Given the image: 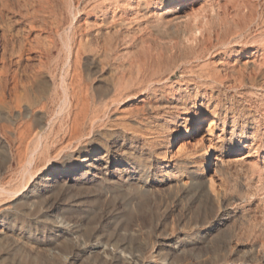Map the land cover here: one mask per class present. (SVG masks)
Wrapping results in <instances>:
<instances>
[{"label":"rangeland","instance_id":"obj_1","mask_svg":"<svg viewBox=\"0 0 264 264\" xmlns=\"http://www.w3.org/2000/svg\"><path fill=\"white\" fill-rule=\"evenodd\" d=\"M112 1H57L62 27L70 23L80 26L84 45L77 67L85 83L97 92V101L103 99L112 71L109 67L99 70L95 48L114 29L98 26L99 13L91 6ZM32 3L34 0H0V57L4 53L9 68L5 84L0 85V186L14 188L24 167L32 172L42 168L21 194L0 201V264H264V179L254 164L257 160L261 165L264 152L262 76L256 75V85L245 86L241 96L237 89H214L223 102L233 100L242 115L234 129L227 124L223 134L216 131L221 139L215 138L213 143L219 148H211L208 156L205 150L210 143L196 132L198 128L191 130L193 121L184 123L178 118L168 122L162 115L146 120L143 114L148 116L149 109L139 117L131 116V110L141 104L138 97L112 107L108 123L95 128L91 137L70 139L65 127L49 125L61 98L57 82L65 56L62 27H56L58 18L51 13L43 14L45 20L39 16L30 27L24 14ZM71 6H78L79 12L72 15ZM160 7L158 2L148 11ZM203 15L210 25L220 28L222 9L217 17L208 11ZM144 21L119 30L117 35L126 36L129 48H159L164 40L176 39L173 32L161 34ZM261 25L257 19L239 42L228 45L244 50L241 56L232 54L231 61L248 59L245 55L253 49L249 44L258 41L264 30ZM18 47H23L21 55ZM218 47L210 50L213 63L222 56ZM197 49L169 53L171 58L155 67L156 74L172 73L182 61H189L187 68L201 65L203 61L195 57L208 49ZM179 69L170 75V82L177 80ZM232 92L236 94L230 96ZM111 98L110 94L106 99ZM211 110L210 106L201 115L202 128L207 126ZM121 120L126 127L116 124ZM178 130L183 132L177 134ZM253 131L255 152L237 160L246 152ZM41 134L48 136L47 146L35 152L34 141ZM93 142L100 152L110 149L126 162L108 168L103 161L79 164L78 149ZM120 149L132 158L120 154ZM30 153L35 155L29 165ZM71 168L74 172L66 175Z\"/></svg>","mask_w":264,"mask_h":264},{"label":"bare ground","instance_id":"obj_2","mask_svg":"<svg viewBox=\"0 0 264 264\" xmlns=\"http://www.w3.org/2000/svg\"><path fill=\"white\" fill-rule=\"evenodd\" d=\"M57 1L34 0L30 8H25L24 15L30 27L35 24L34 20L39 16H41V20H45L44 13L54 14L58 18L56 27H62L61 10ZM169 1L115 0L106 4L100 2L91 6L100 16L96 24L100 27L106 25L114 29L113 33H107L106 37L102 41H99L95 48L96 64L99 70L102 71L105 67H109L112 71L109 78L106 79L107 88L103 90V99L99 101L95 98L97 92L91 90L90 86L85 83L81 73L78 71L77 56L84 45L79 32L80 26L70 23L67 28L62 27V34L64 36V38L62 37V45L65 49V56L61 63L59 81L57 82L61 98L57 112L49 125L57 123L59 127H65L67 132H69L70 139H79L83 136L89 138L92 136L95 128L108 123V111L112 107L120 104L122 101L130 100L131 97H138L141 104L131 110V116L139 117L140 113L143 114L144 109H149L150 114L148 116L143 114L146 120H150V118L156 119L162 115L164 120L168 122H174L178 118H181L184 123L188 120L193 121L195 126L193 125L191 130L198 128L196 132L202 133V137H206V141L210 143L206 147L205 155L208 156L212 152L211 148H219L215 146V142L213 143L214 139H221L220 133H224L227 124H231L234 129L238 117L242 114L237 110L233 100L229 99L223 102L219 98V93L214 94V89L218 91L221 89L235 91L237 89L238 96H241L243 93L242 89L245 86L253 87L256 85V75L262 76L263 80L260 86L264 89V56L260 59L257 58L258 54L264 55V30L260 32L258 41L249 44L253 46L254 50L252 49L251 54L245 55L248 59L244 62H241L238 57L231 61L229 58H231L230 56L232 54L235 53L238 56L240 54L241 56L244 50L234 47L229 48L228 46L230 44L235 45L236 42H239L244 32L248 31L257 19H260V23L264 25V0H176L172 4H168ZM158 2H160V9L158 8V11L153 10L149 13L148 9L157 5ZM186 2L188 5H184ZM219 9H222L223 17L220 28L216 29L214 25H210L208 18L203 14L208 11L210 16L217 17ZM79 10L78 6L70 7V13L72 15H75ZM196 10H202L201 14H195ZM126 11L131 12V14L126 16ZM191 18L193 20L192 22L190 21ZM141 19L145 20V26L155 27L161 34L167 33L168 31L173 32L177 36L176 39L164 40L161 45H158L159 48H129L126 36L121 35L119 37L117 34L122 27ZM181 26L184 28H181ZM215 40L216 42H214ZM205 42L207 44H204ZM216 46H219L217 50L222 53V56L218 58L216 63H213V61L209 60L211 56L210 50ZM197 48H200L202 51L204 48L208 49L206 53L195 57V60L201 59L203 61L202 64L189 65V68H187L185 64H189V61L180 62L172 71L174 73L178 68L181 70L175 82H170L169 80L172 73L165 76L156 74L157 69L155 67H159L164 59L171 58V54L169 55V53L179 50L192 53ZM22 50L23 47H20V55ZM258 50H260L259 53H255ZM0 58L1 85L4 83V77H6L5 75H7L9 68L5 64L6 62L4 63V53L1 54ZM248 63L253 64V67H248ZM203 64L205 66H202ZM51 77L52 84H54L53 74ZM44 91L46 90L44 89ZM110 94L112 98L107 100L106 98ZM235 94V92H232L229 95L232 96ZM210 106L213 107L211 117L208 120L207 126L202 128L203 119L201 115ZM222 111V116L219 117L218 114ZM116 124L121 127H126L123 120ZM218 130H220V133L216 134ZM182 132V130H178L177 134ZM47 137L45 134H41L35 139V152L47 146ZM244 137L246 138L245 133ZM249 139L250 141L247 145L246 152L237 157V160H244L255 152L254 149L252 150L253 140L255 139L254 131L249 135ZM93 143L92 146L84 144L78 149L79 164L90 166L93 163L103 161L105 163L103 167L108 168L112 164L121 165L126 162L124 159L112 153L110 149L104 148V152H100L99 147L95 145V142ZM119 153L125 155L126 158H132L131 153L124 149H120ZM34 155L32 154L28 157V160L26 159L29 165L33 162ZM216 158L221 160L219 156H216ZM254 164L258 167L261 172L260 176H263L262 178L264 179V152L261 165H257V160ZM39 170L32 172L29 167H24L21 179L14 188L8 189L0 186V201L21 194L22 191L27 189L31 179L40 173ZM73 172L74 170L71 168L65 171V174L68 175Z\"/></svg>","mask_w":264,"mask_h":264}]
</instances>
